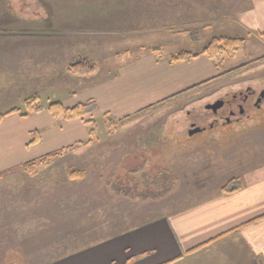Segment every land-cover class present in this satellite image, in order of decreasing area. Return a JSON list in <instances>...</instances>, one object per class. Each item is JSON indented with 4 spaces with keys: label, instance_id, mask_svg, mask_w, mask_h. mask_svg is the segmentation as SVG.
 I'll use <instances>...</instances> for the list:
<instances>
[{
    "label": "rangeland",
    "instance_id": "374dc122",
    "mask_svg": "<svg viewBox=\"0 0 264 264\" xmlns=\"http://www.w3.org/2000/svg\"><path fill=\"white\" fill-rule=\"evenodd\" d=\"M249 6L250 0H0V114H24L35 98L47 108L83 95L92 80L69 73L80 57L94 60L102 78L122 63L154 57L172 64L185 53L205 57L215 40H246V51L218 53L209 66L184 72L192 87L251 63L264 57V38L246 23ZM248 87L264 90V64L127 126L99 116L94 142L33 172L22 166L44 157L42 142L24 147L27 136L34 140L35 120L7 116L0 122V264H49L216 195L264 159V103L213 131H188L191 123L208 127V103ZM72 171L84 178L70 179ZM193 259L179 264H200Z\"/></svg>",
    "mask_w": 264,
    "mask_h": 264
},
{
    "label": "crops",
    "instance_id": "0c3cea01",
    "mask_svg": "<svg viewBox=\"0 0 264 264\" xmlns=\"http://www.w3.org/2000/svg\"><path fill=\"white\" fill-rule=\"evenodd\" d=\"M246 20L252 32L264 34V0H250ZM209 60L205 56L171 64L150 57L128 66L122 63L114 74L102 78L98 66L88 77L92 81L82 90L85 93L62 103L71 108L94 101L96 120L108 115L119 121L191 88L192 77L185 73L197 64L209 66ZM177 73L184 76L179 78ZM198 73L202 75V70ZM26 119L35 120L29 133L40 131L44 156L90 140L87 119H55L47 109ZM26 141L29 151L30 136ZM237 178L242 183L238 192L223 194L227 182L216 195L171 216L153 219L49 264H179L192 258L200 264H264V159ZM198 247L202 248L190 253Z\"/></svg>",
    "mask_w": 264,
    "mask_h": 264
},
{
    "label": "trees",
    "instance_id": "16d2710c",
    "mask_svg": "<svg viewBox=\"0 0 264 264\" xmlns=\"http://www.w3.org/2000/svg\"><path fill=\"white\" fill-rule=\"evenodd\" d=\"M264 38V34H261ZM239 51H246V40L242 38H236V39H225V40H215L213 41L209 47H207L202 55L207 56L209 59L214 60L218 53L226 52L230 56H233L234 53ZM200 55H191V54H181L178 56H173L171 58L172 63H179V62H188L194 59L199 58ZM264 64V57L254 60L251 63H248L246 65H243L241 67H238L236 69L230 70L226 73H223L219 76H216L214 78H211L207 81L201 82L189 89H186L168 99H165L155 105H152L150 107H147L136 114L126 117L122 120H119L118 123L121 126H127L137 120H140L164 107H167L171 104H173L176 101H180L181 99L187 98L191 95L197 94L201 91H204L212 86L218 85L219 83L223 82L224 80H227L228 78L237 76L241 73L250 71L260 65ZM98 70L97 64L94 62V60L88 58V57H80L77 61L73 62L69 66V73L74 76H81V77H90L94 75ZM27 111L22 114L19 109H14L12 111H9L6 114L1 115L0 114V122H2L7 116H10L12 114H21L22 117L27 118L30 115L38 114L43 112L45 109H47L51 115L55 119H63L65 121H72V120H78V119H86L88 117H91V119L86 120V125L89 128V135L90 140L87 142L79 143L76 146L69 147L67 149H63L61 151H58L56 153L48 154L44 156L43 158L36 160L34 162H30L22 166V169L26 171L33 172L38 166H45L48 167L51 165V161L58 157L63 152H73L78 147H84L92 142L95 141V139L98 138V124L96 119L92 118V115L97 110V105L94 101H88L86 103L78 104L76 106H73L71 108H66L62 102H54L51 103L47 108L40 103V101L35 98L28 100L26 103ZM106 123L111 124L113 119H111L108 115L105 116ZM112 132L109 131V134ZM40 141V134L38 132L34 133V140L29 144V146L35 145ZM5 175L0 174V178H3ZM70 179L72 180H79L84 178L83 172L78 171H72L69 174ZM242 188V183L239 179H232L229 181L223 188L221 189V192L223 194L229 195L233 194L235 192H238ZM161 197V196H160ZM202 247H198L190 253H195L196 251L200 250ZM173 263V262H172ZM167 263V264H172Z\"/></svg>",
    "mask_w": 264,
    "mask_h": 264
},
{
    "label": "flooded vegetation",
    "instance_id": "af4514ba",
    "mask_svg": "<svg viewBox=\"0 0 264 264\" xmlns=\"http://www.w3.org/2000/svg\"><path fill=\"white\" fill-rule=\"evenodd\" d=\"M222 101L224 104L217 111L206 109L209 113H212V118L208 122V127L202 128L196 123H191L188 133L191 131L192 125H195L196 127L200 128L202 132H205L208 130V128L213 131L219 128L221 124L229 125L234 119H236V121H240L241 117L246 116L247 113L251 111L250 107L253 109L262 108L264 103V90L257 91L252 87H248L246 92H238L230 99ZM214 103H208L206 107ZM238 115L240 116L239 118Z\"/></svg>",
    "mask_w": 264,
    "mask_h": 264
},
{
    "label": "water",
    "instance_id": "95a60500",
    "mask_svg": "<svg viewBox=\"0 0 264 264\" xmlns=\"http://www.w3.org/2000/svg\"><path fill=\"white\" fill-rule=\"evenodd\" d=\"M223 104H224V102L222 100H218L214 104L206 107V109L217 111L219 108H221L223 106ZM201 132H202V130L200 128L196 127L195 125H192V128H191V131L189 132V135L194 136V135L201 133Z\"/></svg>",
    "mask_w": 264,
    "mask_h": 264
}]
</instances>
